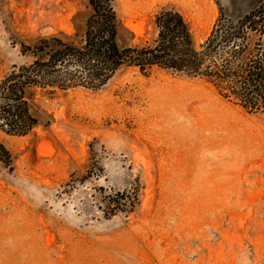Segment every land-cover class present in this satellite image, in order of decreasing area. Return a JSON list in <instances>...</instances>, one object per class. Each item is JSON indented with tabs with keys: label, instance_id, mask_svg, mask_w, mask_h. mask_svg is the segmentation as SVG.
<instances>
[{
	"label": "rangeland",
	"instance_id": "rangeland-1",
	"mask_svg": "<svg viewBox=\"0 0 264 264\" xmlns=\"http://www.w3.org/2000/svg\"><path fill=\"white\" fill-rule=\"evenodd\" d=\"M261 1L113 0L122 45L154 36L165 7L199 45L220 10ZM90 12L88 0H0V78L26 61L20 43L80 35ZM32 107L31 132H0L14 156L0 172V264H264V116L162 69L41 92ZM108 195L137 201L112 211Z\"/></svg>",
	"mask_w": 264,
	"mask_h": 264
},
{
	"label": "trees",
	"instance_id": "trees-1",
	"mask_svg": "<svg viewBox=\"0 0 264 264\" xmlns=\"http://www.w3.org/2000/svg\"><path fill=\"white\" fill-rule=\"evenodd\" d=\"M88 3L91 12L82 34L70 37L57 32L20 43L26 61L13 65L0 78V132L25 135L41 124L32 107L38 93L77 86L100 89L127 68L162 69L203 79L223 99L247 113L264 116V0L235 17L220 10L199 45L184 16L173 7L156 12L155 34L150 39L122 45L123 26L113 0ZM13 163L12 152L0 139V172L11 171ZM133 199L120 202L108 195L106 203L112 211H125L137 196Z\"/></svg>",
	"mask_w": 264,
	"mask_h": 264
}]
</instances>
